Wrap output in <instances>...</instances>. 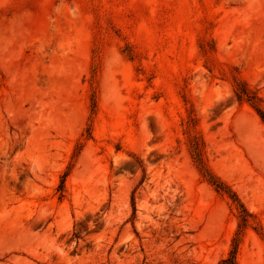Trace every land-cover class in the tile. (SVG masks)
Wrapping results in <instances>:
<instances>
[{"label": "rangeland", "instance_id": "obj_1", "mask_svg": "<svg viewBox=\"0 0 264 264\" xmlns=\"http://www.w3.org/2000/svg\"><path fill=\"white\" fill-rule=\"evenodd\" d=\"M0 220V264H264V0H0Z\"/></svg>", "mask_w": 264, "mask_h": 264}, {"label": "trees", "instance_id": "obj_2", "mask_svg": "<svg viewBox=\"0 0 264 264\" xmlns=\"http://www.w3.org/2000/svg\"><path fill=\"white\" fill-rule=\"evenodd\" d=\"M209 182L212 183V184H213L218 190L224 191L225 193H228V192H229L227 186L224 185L222 182L217 181V180H215V179H213V178H210V179H209ZM229 195H230V194H229ZM230 197H231L234 201H238V199L236 198V196H235L234 193L231 194ZM239 207L242 209V212H243L242 217H241L242 222H247V214H245L246 211H245L244 207H243L242 204H240V203H239ZM236 248H237V245H236L235 248L231 251V254L233 255L232 259L234 258V255H235V253H236ZM231 264H233V263H231Z\"/></svg>", "mask_w": 264, "mask_h": 264}, {"label": "bare ground", "instance_id": "obj_3", "mask_svg": "<svg viewBox=\"0 0 264 264\" xmlns=\"http://www.w3.org/2000/svg\"><path fill=\"white\" fill-rule=\"evenodd\" d=\"M1 219H4V217L1 216ZM6 219L8 220V218L6 217ZM6 219H4L6 221ZM3 220V221H4ZM1 222V220H0ZM16 234H17V237L23 242L22 244H32V245H40L41 244V241L38 237H35L33 235H30L28 233V231H26L25 228H18L16 229Z\"/></svg>", "mask_w": 264, "mask_h": 264}]
</instances>
